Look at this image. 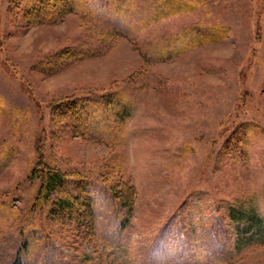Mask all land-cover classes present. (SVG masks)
Instances as JSON below:
<instances>
[{
    "label": "rangeland",
    "instance_id": "374dc122",
    "mask_svg": "<svg viewBox=\"0 0 264 264\" xmlns=\"http://www.w3.org/2000/svg\"><path fill=\"white\" fill-rule=\"evenodd\" d=\"M61 7L0 0V264H264V0ZM39 149L89 222L33 205Z\"/></svg>",
    "mask_w": 264,
    "mask_h": 264
},
{
    "label": "trees",
    "instance_id": "16d2710c",
    "mask_svg": "<svg viewBox=\"0 0 264 264\" xmlns=\"http://www.w3.org/2000/svg\"><path fill=\"white\" fill-rule=\"evenodd\" d=\"M48 1V0H47ZM55 5H62L59 11L54 13L57 17L61 16L70 12L72 9V5L74 4L75 0H50ZM65 11V12H64ZM122 34L120 31L117 30H108L107 37L110 42H113L115 38L121 37ZM110 44L106 43L105 47L108 48ZM86 55V51L84 52L80 48L77 47H65L56 53L57 58L51 62L53 68L64 60H60L61 58L69 59L70 61H76V59L82 58ZM55 56V55H54ZM50 64V61L48 62ZM108 102H106L107 104ZM57 107H62L65 113L68 112H77L79 116H83L86 111L87 103H83L80 108H77L78 105L76 104H68V103H61L58 104ZM59 113L60 110H58ZM75 112V113H76ZM65 113L61 114L63 117L66 115ZM69 117L68 115L64 118L66 119ZM31 178H37L40 180V184L35 194L34 204L35 206L40 205L44 206L50 203L51 211L55 216H67L70 220H75L77 223L82 225L83 221H90L92 218V210H93V201L92 197L89 195V191L83 183V179L78 176L76 179L72 180L74 176L68 174L59 168L50 165L44 159L42 151L38 150L37 160L33 169L30 174ZM67 185V186H66ZM74 185L73 189L70 187ZM127 190H119L115 192L114 196L119 198V202L123 206H130L131 205V193ZM53 194H55L53 196ZM230 215L234 219H245L246 221H251V214L249 212L246 213L245 209H234L231 208ZM82 221V222H81ZM88 221V222H89ZM86 224V226H90L91 223ZM252 226V225H251ZM13 264H26L22 262L20 259L16 258Z\"/></svg>",
    "mask_w": 264,
    "mask_h": 264
}]
</instances>
